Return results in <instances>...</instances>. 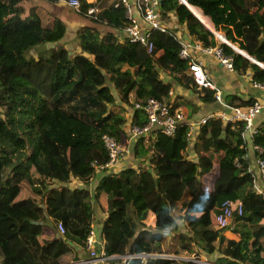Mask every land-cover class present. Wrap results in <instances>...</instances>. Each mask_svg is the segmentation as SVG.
Wrapping results in <instances>:
<instances>
[{
    "label": "trees",
    "instance_id": "obj_1",
    "mask_svg": "<svg viewBox=\"0 0 264 264\" xmlns=\"http://www.w3.org/2000/svg\"><path fill=\"white\" fill-rule=\"evenodd\" d=\"M99 1L96 17L86 18L106 29L81 23L74 32L87 57L70 53L60 42L68 26L55 13L58 0H0V264H67L78 258L93 227V204L105 213L96 226L105 254L148 253L113 258L110 264H181L159 255L168 252L165 232L176 229L172 210L190 232L189 237L182 234L180 246L201 236L208 252L217 241L226 264H264V196L251 191L242 157L248 153L254 162L257 150L252 154L245 146L250 143L264 159V118L246 140L243 121L206 118L197 125L190 156L182 116L172 134L153 129L150 140L134 137L131 155L142 164L117 169V159L108 168H94L108 158L102 134L126 143V116L112 105L114 93L131 107L129 122L137 127L147 119L132 107L134 100L142 104L153 97L172 108L170 83L159 77L160 71L196 91L202 102L216 99L214 87L195 84L188 60L178 56L174 35L153 29L148 53L124 35L128 19L120 0ZM185 1L226 41H218L179 0H159L160 15L172 11L193 39L203 46L217 44L232 57L229 70L249 69L251 85L264 83V0ZM92 3L80 0L79 11L73 10L85 16ZM261 97L226 94V111ZM124 105L118 107L125 110ZM90 178L96 179L88 190ZM72 179L82 184L69 186ZM224 199L241 203V213L231 218L236 239L224 236L222 227L211 228ZM149 212L155 218L151 226L145 222ZM57 221L62 233L56 231Z\"/></svg>",
    "mask_w": 264,
    "mask_h": 264
},
{
    "label": "built area",
    "instance_id": "obj_2",
    "mask_svg": "<svg viewBox=\"0 0 264 264\" xmlns=\"http://www.w3.org/2000/svg\"><path fill=\"white\" fill-rule=\"evenodd\" d=\"M63 2L75 10L79 11L80 0H63ZM120 2L125 7V16L128 19V23L123 27L124 35L132 41H139L146 52H151L153 48L152 40L150 39V29L158 28L164 31L165 28L158 21V5L159 0H120ZM140 13L142 20L148 24L147 28H142L133 16L134 11ZM96 11V7L89 6L85 10V14L92 15ZM176 38V37H175ZM179 49L178 56L183 59L188 60V67L190 69L192 78L197 86H207L213 87L210 80L207 78L205 71L203 70L200 62L198 60L190 58L189 48H195L201 52H212L221 65L226 69H231L232 67V57L230 55H224L221 52L220 46H203L199 43L188 44L181 40H178ZM219 40L226 41L224 37L220 36ZM243 51V50H242ZM242 51H240L242 53ZM244 54V51L243 53ZM254 87H258L263 96L259 100H254L251 104L247 106L231 107L229 111L225 109L211 111L206 113L204 116L200 117L197 121L198 124L204 122L206 118L212 116H218L224 120H241L244 122L242 132V137L246 139H251V134L254 131V119L259 111L264 109V83L252 82ZM217 97V96H216ZM169 104L156 100L153 97H147L141 104L138 100H134L132 103L133 108H140L147 121L141 126L137 127L135 125L130 126L131 135L134 137L142 136L144 141L150 140L152 136L150 131L153 129H158L165 134H172L175 129V123L177 119L182 118V113L180 111H174V109L169 108ZM103 144L107 150V160L99 165L93 164L95 169L108 168L113 165L117 159H120L127 152V148L123 146L120 142L115 141V139L108 135L102 134ZM243 139V140H244ZM120 143V144H119ZM252 149L257 150L254 155V162L252 163L247 158V153L243 154V159L245 160V171L248 172L249 177L252 179L253 190L262 196H264V159L258 155L260 148L257 145H252ZM218 211L215 214V223L218 227L226 226L234 212L239 215L241 213V204L239 202H233L230 199H224L220 202L218 206ZM55 228L58 233L63 232V226L60 221L55 223ZM94 230L90 228L88 234L84 240L85 249H87L93 241ZM148 255L147 253H124L122 255L105 254L101 247L100 261L103 264H110L113 258H121L124 261L130 257H144ZM85 263V261L80 259L71 260L67 264H79Z\"/></svg>",
    "mask_w": 264,
    "mask_h": 264
},
{
    "label": "crops",
    "instance_id": "obj_3",
    "mask_svg": "<svg viewBox=\"0 0 264 264\" xmlns=\"http://www.w3.org/2000/svg\"><path fill=\"white\" fill-rule=\"evenodd\" d=\"M86 1L93 2L89 6H94V7H97L98 2H100L99 0H86ZM55 5L60 7L59 9L66 8L64 6L66 4L63 2V0H58V2H55ZM191 7H193V5ZM195 7L200 11V9L197 6H195ZM97 8H96V11H97ZM96 11L92 15H90V17L95 18L96 17L95 16ZM55 13L58 15L57 17L64 19V21L66 22V26L69 25L72 27V24L74 26L80 22L77 15H76V17H69V16L65 17L61 13H58L57 10H55ZM76 14H78V13H76ZM60 15H62V16H60ZM85 15H87V14H85ZM133 16L136 19V21L138 22V24L143 29L148 27V24L142 20V18L140 17V13L137 10L133 12ZM204 16H206V15H204ZM206 17L208 18V16H206ZM208 20H209V18H208ZM158 21L161 25L164 26V28H165L164 31L171 34L172 36L174 35L173 36L174 38L176 37V38H178V40H181L182 42L188 43V44H193V43L201 44V42L198 39H193V37L188 33L184 22H182V23L177 22L175 15L172 11H168L164 15H160L159 5H158ZM205 23L208 24V22H205ZM86 24H92V25L96 26V25H99L100 23L93 22L90 20ZM153 29H158V28H152V29H150V32ZM66 32H67V30L65 31L64 35L60 39L61 40L60 42H62V43L66 39L65 38ZM216 32H218V31H216ZM117 34H120V32H117ZM221 34H222V37H224L223 33H221ZM218 41H219V38H218ZM64 46L66 47L65 44H64ZM66 49L68 50V48H66ZM189 51H190V58L198 60L200 62L203 70L206 73L207 78L210 80L213 87L215 88V98H216L215 101L202 102L198 98L196 91L194 92L188 88L182 87L179 83L174 81L172 79V77L168 73H166L165 71H160L159 77L162 78L164 81H168L170 83L169 92H168L170 102H171L170 104L172 105L173 109L176 108L177 110H180V112L182 113V116L184 118V121H186L188 123L186 135L188 137V142H189L188 143L189 155L192 156L193 152L191 150V142H192V140L196 134L197 125H198L197 121L200 119V117L204 116L206 113L211 112V111H216V110H221V109L227 110L229 106H228V103L224 99V96L226 94L233 93L239 97L244 98L247 96H252V97L260 96V95L263 96V93L260 92L259 90H257L256 88L252 87L251 82H250V70L249 69H246L242 73H237V72H234L233 70H227L226 68H224L221 65V63L217 60V57L212 52L205 53V52H201L200 50H197L195 48H189ZM75 52L82 53V54L86 55L87 57H91L90 54L85 53L84 51H81L78 48V45H77V49L75 50ZM114 96H115V100H118V97L115 95V93H114ZM119 102L120 101H118L117 103H119ZM128 108H129L128 111L125 110V113H124L126 116V121L122 125V127L125 131V134L130 130V126H131V124L129 122V117L131 116L132 110H131V107H128ZM262 111L263 112L259 113L260 115H257L255 117L254 126L257 124V122L259 120L264 118V109ZM188 113H189V115L186 116V114H188ZM133 139H134L133 135L126 139V143L123 146H125L127 148V152H126V154H124L122 156L123 158L121 157L122 159L120 158L121 160L119 159V161L117 162V165H116L117 169H121V168H124L126 166L136 167L140 163L142 164V162H140L139 158L132 157V155H131V147L133 144ZM245 146H247V148H248L247 152L254 154V151H253L250 143L245 144ZM247 158L250 160L248 153H247ZM136 160L138 161L137 164H136ZM95 179L96 178H90L88 180L87 185L89 186L91 184L93 186ZM72 180L75 181L74 179H72ZM73 181L69 182V186L82 184L80 181H77V182H73ZM252 184H253V182H252V179L250 178V189H251V191H253L256 194H259L253 190ZM87 188H88V190H91L90 187H87ZM100 195L103 196L104 193H101ZM259 195H261V194H259ZM231 201H233V200H231ZM233 202H239L240 203V201H238V200L233 201ZM171 213L173 214V216L174 215L176 216V213H178V212L172 210ZM104 217H105V213L100 211L98 208H95L94 218L92 220V223H93L92 228L94 231H97L96 226H98L100 224L101 220ZM154 220H155L154 214L152 212H149L148 216L145 219L146 224H149L151 226V225H153ZM260 221L264 222V218L261 219ZM175 222H176V229L174 231L168 230L165 232L167 243H168L167 246L169 248L171 247V249H172V245L174 246V243H175V247L173 248L174 250L172 249V252H170V254H172V255L174 254V256H176L178 258V259L174 258V260L179 261L181 264H187L188 261H192V262H195L197 264H226L225 260L224 261L222 260V258H224L225 256L221 258L222 254H220L218 252V250L216 249L217 241L216 240L214 241L215 247H214L213 251L208 252L204 249V239L201 236L199 238H196V239H198L199 243H201V245L199 246L198 242L195 243V246L197 247V251L199 253V257H196V260H189V257H186L185 254H183V253L186 252L189 249V247H195V246H191V244L192 245L194 244L195 240L186 239V241L184 242L185 245L180 246L179 243L181 242L182 234L189 237L190 232L188 231L187 227L184 226L182 219L180 218V215H179V217H176ZM233 226H234V224L232 223V219H231L228 226H226V228H225V226L222 227L223 229L221 230V233L228 238L230 237V238L236 239L238 237V235L236 232L232 231ZM211 228L213 230H217L221 227H218L216 225V223L214 222L211 225ZM83 250L84 249H80L78 251L79 253L78 252L76 253V256L77 255L79 256V254ZM198 253H196V255ZM75 259H77V257ZM244 262L245 263H243V264H247L246 261H244ZM230 264H241V263L240 262L239 263L231 262Z\"/></svg>",
    "mask_w": 264,
    "mask_h": 264
},
{
    "label": "rangeland",
    "instance_id": "obj_4",
    "mask_svg": "<svg viewBox=\"0 0 264 264\" xmlns=\"http://www.w3.org/2000/svg\"><path fill=\"white\" fill-rule=\"evenodd\" d=\"M30 1H34V0H30ZM63 5V4H62ZM66 8H61V9H57V11H58V13H61L62 15H64L65 17H67V16H69V17H76V15H77V17H78V19H79V23L78 24H76V25H74L73 26V24H72V27L71 26H69L68 24V27H67V32H66V34H65V40L63 41V43L66 45V48H68V51L70 52V53H74L75 52V50L77 49V38L74 36V32H75V28L79 25V24H81V23H88L90 20H88L86 17H90L89 15H85V16H82L81 14H76V12L71 8V7H69V6H66V5H64ZM62 15H60V16H62ZM97 26V28L99 29V31L100 32H103L105 29H106V26H105V24H99V25H96ZM211 28H213L212 26H211ZM222 32L221 31H218V34H215V37L218 39L220 36H222V34H221ZM132 94L130 93L129 94V96H131ZM119 100H115L114 101V104H112V105H115V110L116 111H118V112H122V111H124V112H122V114L123 115H125L124 113H125V110H127L128 111V106L127 107H125V105H124V109L125 110H122L120 107H118V106H121V105H123L124 104V102H122V101H120L119 102V104L120 105H116V103L118 102ZM261 112H263V111H261ZM260 112V113H261ZM258 115H260V114H258ZM126 126V125H125ZM126 138H125V141H126V139L128 138V137H131L132 135H131V132H130V130L126 133ZM120 144V143H119ZM138 163V161L136 160V164ZM75 181H73V180H71V181H73V182H77V181H79V180H76V179H74ZM81 182V181H80ZM86 187H90V188H92L93 186L90 184L89 186L87 185ZM93 207H94V211H95V207H96V205L95 204H93ZM175 217H179V214L178 213H176V216ZM226 228V227H225ZM162 242V245L161 246H163L164 247V242L163 241H161ZM196 242H198V245L200 246L201 245V243H199V241H198V239H195V242H194V244L192 245L191 244V246H195V243ZM168 247V246H167ZM166 247V248H167ZM175 247V243H174V246L172 245V249ZM172 249H171V247L169 248L168 247V252L167 253H162V254H159L160 256H164V257H168V258H172V259H174V258H177L176 256H174V254L172 255V254H170V252H172ZM196 253H198V251H197V247L195 246V247H189V249L186 251V252H184L183 254H185V256L186 257H189V260H196V257H199V253L196 255ZM148 254V253H147ZM149 255H152V253H149ZM154 255H157V254H154ZM178 259V258H177ZM73 260H75V259H73ZM118 264H119V262H118Z\"/></svg>",
    "mask_w": 264,
    "mask_h": 264
},
{
    "label": "water",
    "instance_id": "obj_5",
    "mask_svg": "<svg viewBox=\"0 0 264 264\" xmlns=\"http://www.w3.org/2000/svg\"><path fill=\"white\" fill-rule=\"evenodd\" d=\"M179 2L184 3L187 8L200 20V22L208 29H210L212 32H214V34H218V32L214 31L213 28H211L209 25H206L203 22L202 18H199L195 12L190 8V4L187 3L185 0H179ZM219 35V34H218ZM239 52L242 50H238ZM243 53V51H242ZM245 54V53H244ZM252 60L254 61V59L252 58ZM101 246H102V237L100 234V231H94V237H93V241L90 244V246L87 249H84L78 256V259L83 260L85 262H89L92 264H103L100 261V252H101Z\"/></svg>",
    "mask_w": 264,
    "mask_h": 264
}]
</instances>
